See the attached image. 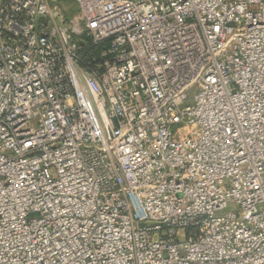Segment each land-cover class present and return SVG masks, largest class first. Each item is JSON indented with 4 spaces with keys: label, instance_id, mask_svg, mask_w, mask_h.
<instances>
[{
    "label": "built area",
    "instance_id": "obj_1",
    "mask_svg": "<svg viewBox=\"0 0 264 264\" xmlns=\"http://www.w3.org/2000/svg\"><path fill=\"white\" fill-rule=\"evenodd\" d=\"M76 1L0 0V264H264V0Z\"/></svg>",
    "mask_w": 264,
    "mask_h": 264
},
{
    "label": "rangeland",
    "instance_id": "obj_2",
    "mask_svg": "<svg viewBox=\"0 0 264 264\" xmlns=\"http://www.w3.org/2000/svg\"><path fill=\"white\" fill-rule=\"evenodd\" d=\"M61 2L70 6V8L68 9L69 15L73 14V16H74L76 13L75 12L76 9H78L77 1L76 0H61Z\"/></svg>",
    "mask_w": 264,
    "mask_h": 264
},
{
    "label": "trees",
    "instance_id": "obj_3",
    "mask_svg": "<svg viewBox=\"0 0 264 264\" xmlns=\"http://www.w3.org/2000/svg\"><path fill=\"white\" fill-rule=\"evenodd\" d=\"M91 50H93L94 52H96V51H97V49H95V48H93V49H91Z\"/></svg>",
    "mask_w": 264,
    "mask_h": 264
}]
</instances>
